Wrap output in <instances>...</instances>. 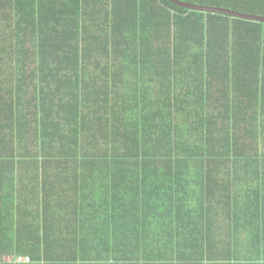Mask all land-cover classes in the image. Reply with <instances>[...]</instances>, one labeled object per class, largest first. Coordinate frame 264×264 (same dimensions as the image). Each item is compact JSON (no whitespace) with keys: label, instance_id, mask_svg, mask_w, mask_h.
Masks as SVG:
<instances>
[{"label":"trees","instance_id":"trees-1","mask_svg":"<svg viewBox=\"0 0 264 264\" xmlns=\"http://www.w3.org/2000/svg\"><path fill=\"white\" fill-rule=\"evenodd\" d=\"M182 1L264 18V0ZM0 159L20 166L1 257L264 264V194L241 207L233 183L264 176V24L168 0H0Z\"/></svg>","mask_w":264,"mask_h":264},{"label":"crops","instance_id":"crops-1","mask_svg":"<svg viewBox=\"0 0 264 264\" xmlns=\"http://www.w3.org/2000/svg\"><path fill=\"white\" fill-rule=\"evenodd\" d=\"M22 153L25 156L26 152L23 151ZM5 162H7L6 159H2V160L0 159V205L4 203H10V204L14 202L18 203V201L20 200V198L16 196V192H15L17 185L16 172L20 171V166L15 165V167H8L5 165ZM11 168H13L14 170L13 172ZM254 172L255 171H253V168L250 167H240L237 171H234L233 183L234 184L238 183V186L235 185L236 188L234 192H239L240 194V199L237 200V202L238 204H240L241 207H245V206L248 207L249 203H251L253 200L252 197L255 192L257 193L256 197L259 200L262 198L264 194V190L262 191V189H264V176L255 177ZM28 173H30V168L24 166L23 177H25L26 174ZM3 191H7L11 197L8 198ZM261 192H263V194ZM22 200H24V203H26L25 197H21V201ZM255 203L259 204L257 200L255 201ZM243 217L247 218L248 221L253 220L251 213ZM244 233L247 232H245L244 230ZM6 264H16V263H6Z\"/></svg>","mask_w":264,"mask_h":264},{"label":"water","instance_id":"water-1","mask_svg":"<svg viewBox=\"0 0 264 264\" xmlns=\"http://www.w3.org/2000/svg\"><path fill=\"white\" fill-rule=\"evenodd\" d=\"M168 1L171 2L172 4H175L179 7H181V8L191 10V11H196L197 13L220 15V16L239 19V20H242L245 22L264 24V18L263 17L245 15V14L236 13L234 11L226 10V9L198 6V4H192V3L185 2L182 0H168Z\"/></svg>","mask_w":264,"mask_h":264},{"label":"built area","instance_id":"built-area-1","mask_svg":"<svg viewBox=\"0 0 264 264\" xmlns=\"http://www.w3.org/2000/svg\"><path fill=\"white\" fill-rule=\"evenodd\" d=\"M30 264L32 260L27 256H0V263Z\"/></svg>","mask_w":264,"mask_h":264}]
</instances>
